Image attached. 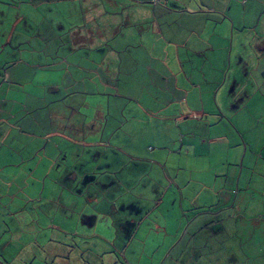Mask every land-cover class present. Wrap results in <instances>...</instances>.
<instances>
[{
	"label": "crops",
	"instance_id": "crops-1",
	"mask_svg": "<svg viewBox=\"0 0 264 264\" xmlns=\"http://www.w3.org/2000/svg\"><path fill=\"white\" fill-rule=\"evenodd\" d=\"M148 1L0 0V264H73L72 238L75 253L96 260L78 258L76 264H264V228L249 236L241 231L244 222L264 221V214L256 219L242 213L247 199L253 200L244 163L247 145L258 137L251 123L264 119V106H258L264 105V0L242 12L234 8L238 25L226 19L223 0L204 9L161 5V25L148 13ZM253 8L256 17L246 26ZM98 16L104 21L93 25ZM179 16L187 26L172 22ZM234 40L237 62L247 58L243 72L253 83L248 94L254 102L247 108L256 111L245 108V121L223 112L233 110L225 103L226 90L209 85L205 91L204 81L216 70L206 61L210 50L218 41L222 51L228 42L232 50ZM156 49L163 56L158 62L166 60L167 78L179 84L160 85L155 72L130 69L132 63L155 61ZM194 62L208 71L202 82ZM132 82L139 101L147 103L139 105L149 120L179 129V150H167L172 141L159 131L154 148L141 156L120 144L130 141L126 118L98 116L105 98L117 110V98H127ZM221 89L222 104H209L207 96L215 91L218 97ZM241 92L238 102L251 103L247 90ZM83 108L93 114L81 116ZM203 147L206 153L197 156L195 149ZM100 153L110 170L102 182L91 168L98 167ZM227 158L234 171L221 174ZM114 163L118 167L111 170ZM205 173L213 180L201 179ZM150 174L158 181L145 180ZM235 178L234 186L228 181ZM62 192L69 196L62 198ZM28 203L42 207L41 214L27 213Z\"/></svg>",
	"mask_w": 264,
	"mask_h": 264
},
{
	"label": "rangeland",
	"instance_id": "rangeland-1",
	"mask_svg": "<svg viewBox=\"0 0 264 264\" xmlns=\"http://www.w3.org/2000/svg\"><path fill=\"white\" fill-rule=\"evenodd\" d=\"M153 1H155V2H153ZM157 1L158 0L148 1L147 6L150 7V9H149L150 11L148 13H151L153 20L157 19V20H155V22L159 23L161 25L162 21H160L158 19H160V18L165 19V18L162 16V14H158V12H156V11H160L161 5L163 7L167 6V8H176V9H180V8L194 9L197 7L204 9V8L209 7L211 5L212 1H214V0H167V2H166L167 5H165V3L161 4V1L160 2L158 1V6H157ZM175 1H178V4L175 3ZM254 1L255 0H223V3L221 2L220 5H222V7H224V10L227 11L225 13V16L227 17L226 19L229 20L231 17L232 20L236 21V23L238 25L240 20H238L232 14L233 9L237 8V9H235L237 12H242V9H244L243 7H246V6L249 7V5L254 6ZM154 5H156L155 6L156 9H154V7H153ZM259 9H261V8H259ZM254 14H255V8L252 9V14L250 13L251 17H248V19H246V17H245L244 22L246 23V26L248 25L249 22L252 23L254 21V18L256 17ZM211 15H213V14H211ZM242 16H244V15H242ZM99 17H100V19H99ZM184 19L185 18H183L182 16H179L177 20L172 21V22H174L175 25L178 24L179 27L187 26L188 24H186ZM100 20L104 21V17L98 16V19H96V21L94 22L93 25H97V23ZM213 20L214 19L211 18L210 23H212ZM147 22L149 24V22H151V21L147 20ZM148 24L143 25L145 31H148V27H147ZM153 24H154V22H152V25ZM99 28H101V25ZM244 33H248L247 30H245ZM95 34H97L96 30H95ZM185 37L186 36H183L182 39H185ZM148 38H147V40H148ZM235 40H236V38H235ZM235 40L233 42L232 50L229 47L230 40L227 43V49L225 51L224 50L222 51V49H221L222 43H219V41L216 45L219 48L217 47V48H215L216 50L215 49L210 50L206 61L207 62L212 61V64L216 66L215 67L216 70H215V73L213 72L210 79H206L204 81L207 84V86L205 87V91L208 92L210 90V86L212 88H214V87H216V88L220 87L221 88L222 87V89L227 91V97L225 98V103H227L226 105H229V109H233L231 111H228L227 110L228 107L225 106L226 108H224V109H226V111H223V112L226 113V115L229 119L235 120L234 116L238 115L239 118L242 117V119L245 121V119L247 118L245 113L249 114V112L245 108H247V107L249 108V105H253V102H254L253 101L254 95L248 94V92H249L248 88H250V90H251L253 83H251L252 80L249 78V72L247 71L248 74L243 72V69H244L243 66H245V64L248 62L247 58L244 56L242 63L237 62L239 57L237 56V53L235 52L236 51L235 50L236 49ZM148 43L151 45L147 44L146 47L150 50H155L156 47L154 45H152V42H148ZM194 44H195V42H194ZM198 46H199L198 48L202 49L201 44ZM62 52L63 51L60 50V53H62ZM154 52H156V53H154ZM154 52L152 53V55L154 56V59H153V57H152V59L155 61H152V60L148 61L147 60V61H144L143 63H132L130 69L135 71L136 65H139L141 70H144L147 72H155V75L157 76V78H159L161 76V82H158V84H160V85H163V82L168 83V85H170V86L179 84V82L176 83V81L173 80V78L172 79L167 78L168 73L165 72L164 66H163V65H165L166 60L163 63L158 62L160 59L163 58V56L158 54L157 49ZM193 69H194V71H193L194 74L198 77V80L201 82L205 79V76H208V71L206 69H202L201 64L194 62ZM211 71H213V69ZM216 75L219 76V80L221 82V83L219 82V85L217 84V82L219 80H218V77ZM155 85L156 84H154V86ZM134 86H135V82H132V84L130 86L131 90L128 89L127 98H125V99L120 98V97L117 98L118 103H119L117 110H112L111 106H109V103L107 102V98L104 97L105 98L104 102L99 104V107L101 108V110H99L98 116H102L103 120H106V121L112 117L114 122H117V121L120 122V120H122L123 118H126L128 121H125L126 123L123 127V130L129 131L128 133H129V137H130L129 140L130 141H129V143L121 142L120 144H121V146H123V144H126V147H128V148L132 147L134 150L136 149V152H138V154L141 156L144 155V153H145L144 151H146V153H148L147 152L148 147L150 149L154 148V145L156 143L155 142L156 139H155L153 134L158 135L159 131L161 133V136L167 135L168 140L172 141L171 142L172 145L167 147V150H171L172 146H175V145H176L177 150H179V145H180L179 129L177 132V129L175 127L167 129V128L162 127V125H160V123L158 125H156V123H157L156 121H150L149 115L147 113H144V111L141 109V105H139V102H142V105H147V103L141 99L139 101L140 97H139V94L136 92ZM222 89L219 92L218 97H216L215 91L211 95V97L207 96V99H209V104L212 103L214 106H215V102H217L218 104H222L221 95H222V91H224ZM243 89L247 90L248 99L252 100L251 103H249V102L247 103V101H244V100H242L241 103L238 102L237 96L240 97V94L242 93L241 91ZM241 97H242V95H241ZM255 98H256L255 101L259 102V99H260L259 94L256 95ZM113 99L116 102V99L115 98H113ZM126 100H128V103ZM123 103L127 104L128 107H127V109L119 111L120 109H123V107H124ZM238 104H240L239 107H238ZM258 106L260 107V106H264V105L258 104ZM83 109H85V108H83ZM83 109L81 111H79L81 116L88 117V115L93 114L92 110H86V109L83 110ZM211 110H212V108H211ZM248 110H250V109H248ZM67 111H68V109H67ZM106 111H107V113H106ZM250 111H256V110L253 107V110H250ZM79 113H78V115L80 116ZM79 116H77V118L80 119ZM69 117L70 116L68 115V117L66 119V121H68V122H69ZM235 124H236V122H235ZM251 126H252L255 133L258 132V137H253L255 142L252 144V147H250V146L248 147V145H247V152H246V157H244V163L245 164L247 163V165L249 163L250 172L248 175V180H249V185H252L254 188L253 191L251 192L253 194V200L250 201V199H247L248 206H246V205L243 206V212L242 213L244 215L256 217V219H258L259 218L258 216L264 214V165H262L261 161H258L259 158H255L254 151H255V153L258 152L257 153L258 156H260V154L262 153V158H264V137H262V131H264V130H262V129H264V119H262L261 117L258 118L256 121L251 123ZM157 129H158V132L156 133ZM202 129H204V127L200 123V126L198 127V130L196 131V134L198 133V136L201 135ZM217 129H219V128L216 127V130ZM220 132L221 133L223 132L222 127L220 129ZM228 138H230V137H228ZM245 138L249 139L248 136H246ZM158 144H159V142H158ZM230 145L233 146L234 144L232 142H230ZM242 147H243V152H244V144L243 143H242ZM61 148L63 149V146ZM203 148H202V150L195 149L194 153L197 156H201V155L203 156V153H206V149L205 148L203 149ZM224 149L226 152L225 156H227V153L229 151L226 148V144L224 146ZM66 150H68V149H66ZM96 152H99V151L97 150ZM213 154H214V152H213ZM97 156H99V157H97L98 158L97 159L98 160L97 161L98 167H96L94 164H92L91 168H92L93 172H95L96 171L95 169H97V172L99 173V177H98L99 182H102L103 179H105L107 181V178L109 177L110 170H108V165L106 166V157L104 159L103 153L102 154L100 153V155L98 154ZM216 156H217V154H216ZM201 159L202 158L200 157V160ZM223 160L225 161V159H223ZM227 160H228V158L226 159V163L224 162L221 165L223 167V168L221 167V170H220L221 174L225 173V171L232 174V172L234 171L233 167L230 166V164H229L230 159L228 160V162H227ZM102 161H103V163H102ZM257 161L259 162V164L257 163ZM212 163H214L213 158H212ZM155 164L158 168L163 169L160 161L155 163ZM205 166H206V164H205ZM117 167H118L117 163H114L112 165L111 170H113V169L116 170ZM180 167L186 168L185 165H180ZM106 168H107V172L103 171ZM179 171L181 174L183 170H179ZM236 171L238 172V168L236 169ZM146 173L149 174V171H146ZM183 176L186 177L187 175L183 174ZM208 176L211 177L210 180L212 181L213 176L210 173L209 174L205 173L204 175H200V178L202 179V178H206ZM161 178L162 177L159 176L158 179L160 180ZM137 180H138V178L135 176L134 181H137ZM145 180L156 181L157 176L155 178V176L153 174L152 175L150 174L149 177H146ZM167 181H168V179H166V182ZM228 182L233 183V185L235 186L237 179L235 178V179L229 180ZM221 183H223V182H221ZM233 185H231V186H233ZM38 196H39V192L37 193V198H38ZM64 196H69V195L66 192H62V198ZM65 200H68V198ZM4 201L5 200L3 199V203H4ZM40 201H42V200H40ZM40 201H37L36 203L39 204ZM39 205H41V204H39ZM240 208L242 209V207H240ZM41 209H42V207L40 208V206H38V205H36V207L34 205V208H33V206H31V204H29V206L26 207V212L27 213H34V214H36V213L41 214ZM0 213H1V211H0ZM262 220H264V219H262ZM258 224L252 223L251 221L246 222V223L244 222V225L242 226L241 231H243L245 233V235L247 234V236L251 235L253 232L255 234L256 231L258 232L259 230L264 228V221H261ZM183 241H185V240H183ZM86 242H89V241H86ZM245 242H244V245L247 246L249 244V241L247 240V238L245 239ZM90 243L91 242H89L88 245H91ZM68 244H70L72 246L71 247L72 254L71 255L68 254L69 256L68 255L67 256H68V258H70V261L73 262V264L78 263V258H82L83 261H89V262H95L96 261V260L91 259V256L89 253L79 254V253H77V251L75 253L74 250H76V248H74L75 246H74L73 238L70 242L68 241ZM81 255H82V257H80ZM99 262H100V259H98L97 264H99Z\"/></svg>",
	"mask_w": 264,
	"mask_h": 264
},
{
	"label": "built area",
	"instance_id": "built-area-1",
	"mask_svg": "<svg viewBox=\"0 0 264 264\" xmlns=\"http://www.w3.org/2000/svg\"><path fill=\"white\" fill-rule=\"evenodd\" d=\"M153 2H155V1H153Z\"/></svg>",
	"mask_w": 264,
	"mask_h": 264
}]
</instances>
